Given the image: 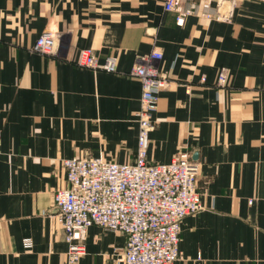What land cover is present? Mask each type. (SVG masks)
<instances>
[{"label": "crops", "instance_id": "crops-1", "mask_svg": "<svg viewBox=\"0 0 264 264\" xmlns=\"http://www.w3.org/2000/svg\"><path fill=\"white\" fill-rule=\"evenodd\" d=\"M164 1L0 0V264H67L54 205L64 161L135 162L142 89L130 73L154 50L169 85L148 161L189 153L204 207L183 219L175 264H264V0H234L230 21L190 15L182 25ZM46 30L53 55L34 51ZM83 49L114 58L116 71L79 66ZM126 241L91 226L77 264H118Z\"/></svg>", "mask_w": 264, "mask_h": 264}, {"label": "built area", "instance_id": "built-area-1", "mask_svg": "<svg viewBox=\"0 0 264 264\" xmlns=\"http://www.w3.org/2000/svg\"><path fill=\"white\" fill-rule=\"evenodd\" d=\"M235 6L234 0H219L215 9L207 4L201 11L197 5L183 6L181 0H165V10L175 12L181 25L190 15L230 21ZM56 44V33L46 30L34 51L53 55ZM162 57L161 51L154 50L130 73L139 79L142 89L135 162L120 164L88 155L64 161L67 187L55 192L54 205L69 245L67 264H77L86 253L87 229L94 225L126 236L118 264H175L182 257L181 223L204 207L197 186L199 163L189 153H180L164 164L148 161L159 94L169 85L168 73L159 66ZM77 64L105 72L117 69L114 58L100 62L92 49L81 50ZM226 83L227 71L222 69L218 85ZM23 246L31 249L33 241L24 239Z\"/></svg>", "mask_w": 264, "mask_h": 264}, {"label": "rangeland", "instance_id": "rangeland-1", "mask_svg": "<svg viewBox=\"0 0 264 264\" xmlns=\"http://www.w3.org/2000/svg\"><path fill=\"white\" fill-rule=\"evenodd\" d=\"M181 1H182V0H181ZM164 2H165V1H164ZM207 4H208L209 8L211 9L212 7H210V3H209V2H207V3H203V5H207ZM182 5H183V4H182ZM191 5H194V4H191ZM191 5H190V6H191ZM188 7H189V6H188ZM215 7H216V6H215ZM215 7H214V8H215ZM212 9H213V8H212ZM176 20H177V17H176Z\"/></svg>", "mask_w": 264, "mask_h": 264}, {"label": "bare ground", "instance_id": "bare-ground-1", "mask_svg": "<svg viewBox=\"0 0 264 264\" xmlns=\"http://www.w3.org/2000/svg\"><path fill=\"white\" fill-rule=\"evenodd\" d=\"M57 47H58V39H57L56 49H57Z\"/></svg>", "mask_w": 264, "mask_h": 264}]
</instances>
